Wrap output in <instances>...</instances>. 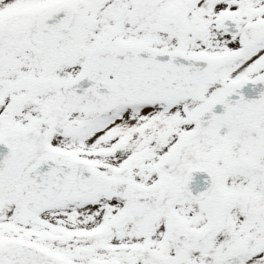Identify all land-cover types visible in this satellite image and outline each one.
<instances>
[{"label":"snow or ice","instance_id":"6c2138e0","mask_svg":"<svg viewBox=\"0 0 264 264\" xmlns=\"http://www.w3.org/2000/svg\"><path fill=\"white\" fill-rule=\"evenodd\" d=\"M0 264H264V0H0Z\"/></svg>","mask_w":264,"mask_h":264}]
</instances>
